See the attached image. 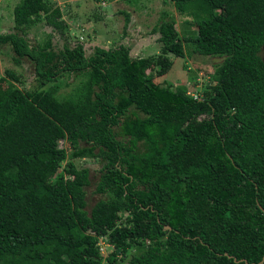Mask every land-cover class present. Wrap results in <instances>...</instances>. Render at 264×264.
<instances>
[{
    "label": "trees",
    "instance_id": "16d2710c",
    "mask_svg": "<svg viewBox=\"0 0 264 264\" xmlns=\"http://www.w3.org/2000/svg\"><path fill=\"white\" fill-rule=\"evenodd\" d=\"M165 1L193 30L180 36L163 12L152 29L160 52L145 57L123 43L55 48L52 33L33 43L42 15L61 33L60 9L14 6L0 47L30 61L38 85L0 75V264H102L98 236L112 246L104 264H123L132 248L127 264L264 256V0ZM185 47L221 58L198 97L154 81ZM64 75L80 79L67 96L57 95ZM84 157L100 164L103 197L89 209V169L73 162Z\"/></svg>",
    "mask_w": 264,
    "mask_h": 264
},
{
    "label": "rangeland",
    "instance_id": "374dc122",
    "mask_svg": "<svg viewBox=\"0 0 264 264\" xmlns=\"http://www.w3.org/2000/svg\"><path fill=\"white\" fill-rule=\"evenodd\" d=\"M52 8L58 7L61 11V18L64 21L61 33L54 30L51 25L46 23V15H42V21L31 28L28 33L30 41L40 42L44 39L45 33H52V43L55 48H60L66 42L74 45L82 42L86 53L89 54L97 44L101 47H113L123 43L130 47V54L136 57H145L158 54L161 43L158 42L159 33L152 31L160 21L163 12L172 17L179 35L187 34L186 31L193 30L192 25H188L189 18L178 13L173 4L165 0H46ZM19 0H0V32H6L13 28V8ZM124 12L129 13V21H125ZM185 47V55L177 57L170 54L172 66L169 71L160 77H155V82H169L174 85L183 84L187 87V93L198 97L202 90L211 81L214 67L221 61V58L189 54ZM264 58V50L262 51ZM9 69L19 77V82H12L21 89L34 88L38 82L34 79V69L32 63L27 59H22L17 64L12 60V51L8 46L0 47V75H5V70ZM66 80L70 83L66 86ZM74 77L66 78L62 76L57 83L60 84L57 95L67 96L71 94L73 88L78 83ZM5 85V84H3ZM47 84L46 86H48ZM59 146L66 149L67 159L71 160L63 141ZM66 161L62 163L65 164ZM73 162L77 167H87L89 169L90 184L86 187L87 209H89L99 198L103 196L94 192L95 182L98 178L100 164L97 158H76ZM97 246L102 255V264L105 263L104 257L112 249L111 245L106 244L105 237H97ZM122 261L127 264L129 255Z\"/></svg>",
    "mask_w": 264,
    "mask_h": 264
},
{
    "label": "water",
    "instance_id": "95a60500",
    "mask_svg": "<svg viewBox=\"0 0 264 264\" xmlns=\"http://www.w3.org/2000/svg\"><path fill=\"white\" fill-rule=\"evenodd\" d=\"M95 46H97V44ZM164 228L165 229H171V227L168 225H165ZM224 255H226L227 257H230V258L232 257L235 262L244 261L245 264H252V263H248L245 259H236L235 257H233L232 255H229L228 253H224ZM263 262H264V256L262 257V259L259 262L254 263V264H262Z\"/></svg>",
    "mask_w": 264,
    "mask_h": 264
}]
</instances>
